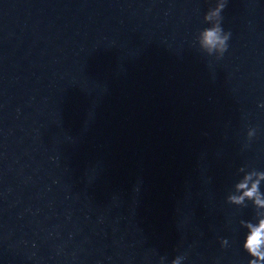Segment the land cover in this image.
<instances>
[{"label": "water", "instance_id": "water-1", "mask_svg": "<svg viewBox=\"0 0 264 264\" xmlns=\"http://www.w3.org/2000/svg\"><path fill=\"white\" fill-rule=\"evenodd\" d=\"M250 172L264 0H0V264H248Z\"/></svg>", "mask_w": 264, "mask_h": 264}, {"label": "clouds", "instance_id": "clouds-1", "mask_svg": "<svg viewBox=\"0 0 264 264\" xmlns=\"http://www.w3.org/2000/svg\"><path fill=\"white\" fill-rule=\"evenodd\" d=\"M224 3L217 6L205 14V22L209 25L199 32L197 43L199 48L208 55L222 57L228 49V42L231 37L230 32H226L220 23V12ZM249 132V135H252ZM264 180V173L250 172L243 176L242 180L236 184L235 192L228 197L231 204H244L251 202L257 209L255 221L244 223L246 233L241 244L242 250L250 259L248 264H264V192L260 190V182ZM228 241L222 240V246ZM172 264H180V258L173 260Z\"/></svg>", "mask_w": 264, "mask_h": 264}]
</instances>
